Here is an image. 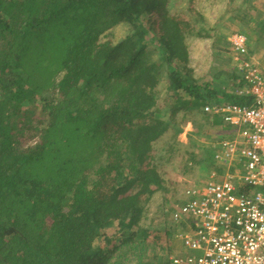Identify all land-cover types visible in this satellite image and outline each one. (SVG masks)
I'll use <instances>...</instances> for the list:
<instances>
[{
  "label": "trees",
  "instance_id": "trees-1",
  "mask_svg": "<svg viewBox=\"0 0 264 264\" xmlns=\"http://www.w3.org/2000/svg\"><path fill=\"white\" fill-rule=\"evenodd\" d=\"M174 1L0 0V264H150L162 246L147 214L179 126L223 124L188 68L205 19ZM120 24L124 39L101 40Z\"/></svg>",
  "mask_w": 264,
  "mask_h": 264
},
{
  "label": "built area",
  "instance_id": "built-area-1",
  "mask_svg": "<svg viewBox=\"0 0 264 264\" xmlns=\"http://www.w3.org/2000/svg\"><path fill=\"white\" fill-rule=\"evenodd\" d=\"M235 85L243 104L207 101L206 115L236 132L215 143L213 169L184 190L169 214L182 253L170 264H264V60L241 32L229 38Z\"/></svg>",
  "mask_w": 264,
  "mask_h": 264
},
{
  "label": "rangeland",
  "instance_id": "rangeland-1",
  "mask_svg": "<svg viewBox=\"0 0 264 264\" xmlns=\"http://www.w3.org/2000/svg\"><path fill=\"white\" fill-rule=\"evenodd\" d=\"M193 5L203 15L205 22L202 25L208 29L210 38L186 39L189 50L188 68L191 69L193 78L198 84H208L211 89L229 91L233 75L229 38L233 33L241 32L247 37L250 47L256 53L260 50L264 51V43L262 44L264 42V25H262L264 24V0H194ZM184 6L185 3L182 0H175L170 11L182 13L180 11L185 8ZM130 31L129 25L120 24L102 36L101 40H110L115 44L124 39ZM257 55L260 54L257 53ZM165 87L164 76L158 87L159 95L164 96ZM221 99L217 95L209 101L219 102ZM168 101L175 102L169 97ZM177 124H180L179 120ZM179 129L181 132L177 140L182 143V146L179 147L177 158L165 164L166 179L172 184L164 195L161 196L158 193L153 198L147 214L149 227L166 228L169 231L166 239L163 238L162 246H151L147 258V263L150 264L167 261L170 256L180 252V244L172 236L173 230L168 221L169 213L182 203L186 188L200 185L205 181L207 171L212 167L211 159L215 143L219 138V133L204 124V120L200 117L193 118L192 123L181 124ZM207 130L208 133L205 134ZM169 138L170 134H167L156 144V148H165L164 144L169 141ZM117 231L115 228L108 233L110 235Z\"/></svg>",
  "mask_w": 264,
  "mask_h": 264
},
{
  "label": "crops",
  "instance_id": "crops-1",
  "mask_svg": "<svg viewBox=\"0 0 264 264\" xmlns=\"http://www.w3.org/2000/svg\"><path fill=\"white\" fill-rule=\"evenodd\" d=\"M262 41V40H261ZM264 42H262V44H263ZM249 49H250V51H251V53H252V55L255 57V58H257L258 60H260V61H263L264 60V51H258L257 53H259L260 55H257V53L249 46ZM230 51V50H229ZM231 57V56H230ZM232 72H233V75H232V84H231V87H230V90L229 91H222V90H220V89H217L218 91V94L217 95H219V97H221L222 99L219 101L220 103H225V102H230V101H227L225 98H227L228 96L229 97H236V96H234L233 94H232V91H233V87H234V85H235V79H236V77H235V75H234V67H233V69H232ZM234 81V82H233ZM236 98H238V97H236ZM225 99V100H224ZM240 99V98H239ZM241 99H243V98H241ZM224 100V101H223ZM232 102V101H231ZM236 103V102H235ZM221 120V119H220ZM222 121V120H221ZM223 123V122H222ZM213 129L214 130H216V132L217 133H219V135H218V140L217 141H220V140H222V139H225V138H229V137H231L235 132H236V129H234V128H232V127H230V126H228V125H225L224 123L223 124H221L220 126H216V127H213ZM216 141V142H217ZM214 168V166H213V164H212V167L210 168V170L211 169H213ZM210 170H208L207 171V174H208V172H210ZM204 180H206V179H204ZM205 182V181H204ZM203 182V183H204ZM170 214V213H169ZM168 221H169V216H168ZM172 230H173V228H172ZM172 232V236L175 238V240H178V242H179V244H180V252L178 253V254H174V255H172V256H176V255H179V254H181L182 253V246H181V242H180V240L177 238V234H176V232L177 231H171ZM171 257V256H170ZM169 260V259H168Z\"/></svg>",
  "mask_w": 264,
  "mask_h": 264
}]
</instances>
